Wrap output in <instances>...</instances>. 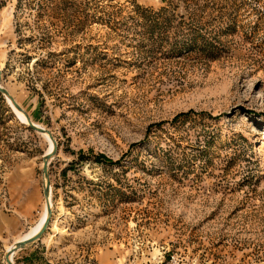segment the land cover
<instances>
[{"label":"rangeland","instance_id":"1","mask_svg":"<svg viewBox=\"0 0 264 264\" xmlns=\"http://www.w3.org/2000/svg\"><path fill=\"white\" fill-rule=\"evenodd\" d=\"M0 68L58 141L15 264H264V0H0ZM26 123L1 93L0 264L46 211Z\"/></svg>","mask_w":264,"mask_h":264},{"label":"water","instance_id":"2","mask_svg":"<svg viewBox=\"0 0 264 264\" xmlns=\"http://www.w3.org/2000/svg\"><path fill=\"white\" fill-rule=\"evenodd\" d=\"M3 73L2 69L0 68V92L6 98L7 102L16 113V110L21 112L26 118V124L33 129L34 131L40 133L41 135L48 136V138L52 141V149L44 154L43 157V174H44V187L43 193L44 198L46 201V208H47V218L45 219L42 227L40 230L35 233L34 235L24 238L14 244L13 247L8 249L5 253V260L7 264H15L14 262V255L16 252L29 247L30 245L34 244L35 242L41 240L44 235L46 234L47 230L50 228V224L52 222V218L54 215L53 203H52V186L50 183V175H49V164L56 154L58 150V141L53 135V133L46 127L41 126L40 124L36 123L32 117L25 111L22 105L16 100L14 95L2 84Z\"/></svg>","mask_w":264,"mask_h":264},{"label":"built area","instance_id":"3","mask_svg":"<svg viewBox=\"0 0 264 264\" xmlns=\"http://www.w3.org/2000/svg\"><path fill=\"white\" fill-rule=\"evenodd\" d=\"M160 264H197V261L182 252L174 251L169 253L168 259H164Z\"/></svg>","mask_w":264,"mask_h":264},{"label":"bare ground","instance_id":"4","mask_svg":"<svg viewBox=\"0 0 264 264\" xmlns=\"http://www.w3.org/2000/svg\"><path fill=\"white\" fill-rule=\"evenodd\" d=\"M16 112H17L18 116H20V118H21L24 122H26V118H25V116H24L21 112H19V111H17V110H16ZM44 136H45V135H44ZM46 137H48V136H46ZM246 137H247V136H246ZM47 139H48V141H49V149H48V150L50 151V150L52 149V145H53V143H52V141H51L49 138H47ZM49 151H48V152H49ZM45 205H46V201H45ZM45 210H46V211L43 213V215H42L41 219L39 220L38 224L36 225V227H35L30 233L26 234V235L24 236L25 238L34 235L35 233H37V232L40 230V228L42 227V225H43L45 219L47 218V208H46V206H45ZM20 240H22V239H20ZM20 240H18V241H20ZM18 241H15L14 244H15L16 242H18ZM14 244H12L11 247H13ZM11 247H10V248H11ZM10 248H9V249H10Z\"/></svg>","mask_w":264,"mask_h":264},{"label":"trees","instance_id":"5","mask_svg":"<svg viewBox=\"0 0 264 264\" xmlns=\"http://www.w3.org/2000/svg\"><path fill=\"white\" fill-rule=\"evenodd\" d=\"M0 95H1V93H0ZM101 157H105L104 155H101Z\"/></svg>","mask_w":264,"mask_h":264},{"label":"crops","instance_id":"6","mask_svg":"<svg viewBox=\"0 0 264 264\" xmlns=\"http://www.w3.org/2000/svg\"><path fill=\"white\" fill-rule=\"evenodd\" d=\"M23 250V249H22Z\"/></svg>","mask_w":264,"mask_h":264}]
</instances>
